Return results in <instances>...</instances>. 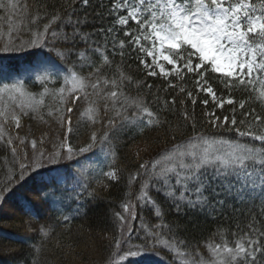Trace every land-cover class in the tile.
<instances>
[{"label":"snow or ice","instance_id":"obj_1","mask_svg":"<svg viewBox=\"0 0 264 264\" xmlns=\"http://www.w3.org/2000/svg\"><path fill=\"white\" fill-rule=\"evenodd\" d=\"M89 6L90 0H53L41 4L30 17L29 39L0 46V52L4 53L47 48L61 61L72 63L75 58L81 72L88 69V76L72 73V89L68 95L63 88L51 92L53 96L59 95L63 105L57 110L60 133L55 138L42 134L28 139L27 133L25 137L17 133L14 140L6 134V126L19 130L22 117L29 116L30 112L38 113L43 98L36 99L27 93L22 80L0 85V98L6 95L12 101L19 100L10 111L0 110V142L7 146L12 157V167L6 179L0 181V210L7 205L14 188L22 187L32 174L63 161H75L85 168L77 158L97 145L111 147L125 127L143 132L153 125L154 119L161 126H169V122L157 117L143 99L129 98L124 93L123 86L134 81L132 75L121 73L119 84L108 78L101 80L104 67L93 61L94 55L107 67L116 63V57L121 64L125 60L134 62L144 77L160 80L159 84H153L138 79L136 84L148 90L152 103L161 113H175L178 105L184 120L182 126L173 129L172 147L158 159L140 163L137 172L128 178L129 186L139 181L140 194L137 203L127 201L121 205L122 211L114 213L116 231L111 240L116 252L113 256L117 252L136 256L158 245L175 253L174 244L161 238V228H167V224L157 223L149 230L142 221L143 240L139 244L133 242L137 207L147 208L155 218L163 221L169 207L177 215L189 211L207 212L215 218L226 215L229 210L238 212L237 205L257 200L264 202V0L259 4L256 0H112L107 9L111 23L91 30L89 26L96 20H103L104 16L97 13L90 19L87 12L80 11ZM8 7L16 8L17 5L11 0L8 4L0 0V9ZM23 7L27 12L28 6ZM78 45H82L83 50ZM50 69L51 65H45L36 75L44 93H49L47 85L55 82ZM3 71L0 68V72ZM93 76L96 78L90 85L93 91L101 83H111V90L104 99L111 100L113 108L117 103L120 105L116 109L119 119L93 121L105 130L99 137L98 130L92 131L83 146L74 147L69 137L73 133L75 101L81 98L78 93L89 87L85 80ZM188 83L192 88L185 87ZM236 91L242 94L240 99L233 95ZM162 95L169 98L162 99ZM84 98L87 99V95ZM198 100L202 106L199 127ZM225 104L231 106L227 114L223 111ZM257 106L261 111H257ZM129 107L137 113L142 112L148 119H129ZM107 110L105 104V113ZM217 110H221V114L218 115ZM189 130L191 135L176 142L177 135L184 137ZM46 141L50 147L45 146ZM103 176L110 182L121 180L118 167H112ZM107 189L108 184L101 182V190ZM152 192L159 193L163 201H158ZM87 195L95 198L97 192L94 189ZM50 196L52 192L47 185L36 193L42 202ZM21 211L28 217L29 230L35 227L44 238L55 234L56 223L45 221L42 225H33V214ZM60 219L65 228L70 227L68 215ZM247 227L244 235L232 234L236 239L231 246L227 241L206 243L204 247L211 253V259L197 253L190 264H264V231L255 227L254 222ZM137 240H140L139 233Z\"/></svg>","mask_w":264,"mask_h":264},{"label":"trees","instance_id":"obj_2","mask_svg":"<svg viewBox=\"0 0 264 264\" xmlns=\"http://www.w3.org/2000/svg\"><path fill=\"white\" fill-rule=\"evenodd\" d=\"M17 5L16 8L8 7L0 9V46L9 42H26L29 39L28 32L32 28L29 23L30 17L36 13L37 8L44 3H51L53 0H11ZM259 4L260 0H256ZM5 4L9 0H4ZM101 3L104 7H100ZM112 0H90L88 8H81L80 11L87 12L89 18H93L97 13L104 16L103 20H96L92 28H99L100 26H107L111 23V17L107 15V9L111 7ZM24 5L28 6L27 12L24 10ZM34 30V29H32ZM78 48L83 50L82 45ZM110 59H112L110 57ZM46 61L55 66L69 76L76 72L78 76H88V69L85 68L83 72L80 71V63L73 58L72 63L59 60L54 53L48 51L47 48L31 49L26 48L22 51H10L7 53L0 52V68H3L8 75L13 77H22L23 70L27 67H33L36 63ZM93 61L96 64L104 67V75L101 80L108 78L110 81L115 80L120 83V74L132 75L134 81L131 85L125 84L122 88L124 93L129 98L143 99L149 109L153 111L161 120H167L169 126L164 127L153 120V125L148 126L143 132L138 128L127 127V130L118 134V139L113 141L111 147L107 145H97L91 152L84 154L77 159L80 160L85 167H89L90 161L103 155H108L110 158L109 170L112 167L120 169L121 180L119 182H110L103 176L102 171H95L86 177L83 173L82 180L78 183L72 177V172L77 170L75 161H63L60 165L45 167L39 173L32 174L23 186L14 188L12 194L8 196L7 201H11L15 210H17L18 220L9 217L4 211L0 210V264H67L71 257L77 258L78 264H86L89 261L96 264L97 259L105 256L101 264H151L148 259L157 258L166 262L167 264H190L191 260L197 258V253L202 255L205 259H211V253L204 247L208 242L213 244L227 241L229 246L232 245L235 236L234 232H239L244 235L248 231V224L253 223L259 230L264 231V202L254 201L252 203H245L237 205L238 212L233 213L231 210L226 215H217L215 218L208 215L207 212L193 213L187 212L185 215H177L171 208L166 209V215L163 221L155 218L154 213L147 208L140 209L137 207V220L133 223H138L134 228L132 240L139 244L143 240V231H141V222L147 225L149 230L157 224H167L168 227L161 228V238L170 240L175 247L177 255L164 250L161 246L154 249H144L142 254L136 256H125L124 252H116L114 242L111 240L113 233L116 231L114 225L116 219L115 212L122 211L121 205L127 201L133 204L137 203L136 198L139 196V181L133 182L131 186L128 184V178L134 175L139 167L141 160L139 156V148L144 147L147 152H150V158L147 161H154L159 158V155L172 147L174 143L171 139L173 129L184 124L183 117L180 114L179 106L175 113H161L157 107L152 103V96L145 88H138L136 80H146L148 83L159 84L160 80H153L143 76L142 71H137L138 66L132 62L124 61L120 63L119 57L115 58L116 63L112 67L103 65V61L98 56H93ZM168 67V66H167ZM95 77L85 80L89 87L85 88L83 92L78 93L81 97L76 100L77 105L73 110V133L69 137L70 143L75 147L77 145L83 146L86 138H88L92 131L98 130V137L101 132L105 130L100 123H93V121H105L108 118L116 117V109L120 107L117 103L113 108L111 100H105L104 95L111 90V83L108 85L100 84L95 91L90 87L95 82ZM49 93H44V88L39 83H32L27 81L24 84V90L27 93L35 96L36 99L43 98V105L38 113H29V116L22 117V128L17 130L14 127L6 126V134L13 135V130H17L21 137L27 138L39 137L46 134V137H57L60 133L58 127V109H62L59 95L53 96L51 92L55 89L57 92L60 88L65 90L68 95L72 89L65 83L63 78L49 83L47 85ZM186 88H192L191 83L185 85ZM87 95V99H85ZM233 95L241 98V93L236 91ZM168 96L162 95V99H167ZM108 105L107 113L104 111V105ZM13 101L6 95L0 98V110H11ZM211 103L209 110H211ZM231 106L225 104L223 110L227 114ZM247 107V105H246ZM190 108V105H189ZM239 111V110H238ZM257 111L261 108L257 106ZM52 113L49 116V113ZM202 106L197 101L196 117L198 127L201 122ZM217 114H221V110H217ZM129 119L143 118L147 120L148 117L141 113L135 112L131 107L127 113ZM43 117V119H41ZM10 123V121H9ZM17 135V133H16ZM111 135V133H110ZM191 135L190 130L185 132V136L177 135L176 142H180L183 138ZM13 137V136H12ZM46 147L51 145L45 144ZM113 153L114 158H113ZM12 167V157L10 150L3 142H0V181L6 179V174ZM56 171L66 177L65 182H58V176H51V172ZM78 173V172H77ZM49 176V180L46 179ZM101 182L108 184L107 190H101ZM45 185L48 190L52 192V196L47 201L37 199L36 193ZM85 186H87L85 188ZM96 190L95 198L89 197L88 192ZM151 195L157 198L158 201H163V197L159 193L152 192ZM77 196L79 199H77ZM30 211L33 214L31 223L43 224L45 221L54 222L57 224L55 234L50 238H44L33 227L29 230L26 226L29 222L28 217H25L21 211ZM79 210V211H78ZM68 215L70 219V227L65 228L60 217ZM239 225V229L237 228ZM6 226V227H5ZM134 226V224H133ZM27 228V232L23 234L22 229ZM21 229V230H20ZM137 233H139L140 240H137ZM90 237V238H88ZM88 239L93 242H98V255L96 253L90 254L86 258V249L88 246ZM109 240V241H108ZM183 241L184 243H181ZM97 246V245H96ZM135 250V249H133ZM69 259V260H67Z\"/></svg>","mask_w":264,"mask_h":264},{"label":"rangeland","instance_id":"obj_3","mask_svg":"<svg viewBox=\"0 0 264 264\" xmlns=\"http://www.w3.org/2000/svg\"><path fill=\"white\" fill-rule=\"evenodd\" d=\"M45 65H51V71L53 72V75L55 77V81L59 80L60 78H63L64 81H65V78H67L68 82L66 84H68L71 88H72V80H71V76L72 75H68L66 73H64L62 71V69H58L56 68L55 66H53L52 64H50L49 62H46V61H41L39 63H36L35 66L33 67H27L25 70H23V73H22V77H13L11 75H8L6 72H0V85H2V83H12V82H15L16 80H22L23 81V84H25L27 81H30L32 83H39L37 80H36V75L37 73L42 69L43 66ZM167 66V65H166ZM78 86V85H77ZM19 104V100L17 101H13V104ZM127 130V127H125L120 133H123ZM11 134H13V139L15 140V137H16V133L17 130H13V133L10 132ZM139 156H141V160L143 159L144 161H147V159L150 158V152H147V150L144 148V147H140L139 149ZM108 160H107V157L106 156H100L99 158H96V159H92L90 161V165L89 167H85V168H81L80 165L77 166V170L73 171L72 172V177L74 180H76L78 183L82 180V176H83V173L82 174H79L80 172H84V176L86 177V174L87 176L92 174L93 173V169L95 171L97 170H101V171H106L107 167H108ZM109 171V170H107ZM78 172V173H77ZM60 180L62 181L63 178L61 177ZM5 208V214L4 215H7L9 217H13L14 220H18V215H17V210H15V207H13V204L12 202L10 201H7V205L4 207ZM4 211V209H3ZM134 224V228H138L137 227V222L136 223H133ZM6 227V226H5ZM21 230V229H20ZM23 231V234H25L24 232H27V228L25 227L24 229H22ZM90 238V237H88ZM88 244H91L89 245L85 251L86 254L84 255V257H88V258H91L89 257L90 254L93 253H96L98 255V251L96 252L97 248L99 247L98 246V242L100 241L98 239V242H93L90 241L88 239ZM109 241V240H108ZM97 245V246H96ZM105 256H102L101 259H97V261L95 262L96 264H101V262L103 261ZM69 260V259H67ZM150 262H153V264H164V262H158V261H153V259H148ZM91 262H94V261H89L88 263L86 264H94V263H91ZM79 261L77 260V258H74V257H71L70 261H67V264H78Z\"/></svg>","mask_w":264,"mask_h":264}]
</instances>
